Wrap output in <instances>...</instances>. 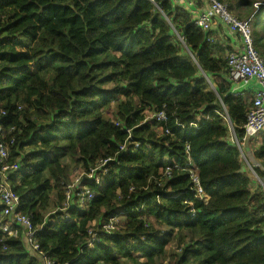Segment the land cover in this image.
I'll return each mask as SVG.
<instances>
[{
  "label": "trees",
  "instance_id": "16d2710c",
  "mask_svg": "<svg viewBox=\"0 0 264 264\" xmlns=\"http://www.w3.org/2000/svg\"><path fill=\"white\" fill-rule=\"evenodd\" d=\"M219 1L253 20L264 57V0ZM196 16L174 0H0V126H16L4 141L21 166L7 183L56 264H264V129L245 159L232 134L245 137L253 93L233 94V48ZM76 170L101 182L68 203ZM8 221L0 264H41Z\"/></svg>",
  "mask_w": 264,
  "mask_h": 264
},
{
  "label": "built area",
  "instance_id": "2783aa9c",
  "mask_svg": "<svg viewBox=\"0 0 264 264\" xmlns=\"http://www.w3.org/2000/svg\"><path fill=\"white\" fill-rule=\"evenodd\" d=\"M205 9L199 14L196 13V24L205 32L213 30L215 22L219 21L224 24L227 31L234 36L235 49L229 55L228 68L230 71V80L234 84V95L244 96L247 92L252 91L251 88L255 84L256 88L253 91V106L248 113L247 122L244 126L245 137L238 139L235 133L232 134L233 143L239 148H244L251 139L258 136L264 129V59L256 51L253 38V26L252 19L241 20L234 15L228 5L219 0H204ZM208 41L213 42V39ZM23 106L19 107V111H23ZM6 112H1L0 116H6ZM159 122H167V117L164 112H157L153 117ZM119 125V124H117ZM16 130V126H12L10 130H6L3 125L0 126V205L3 208V212L0 216V220L10 219V221L2 225V231L7 238L17 239L21 236L20 229H24L26 241L32 252L39 255L41 264H56L46 253L40 250V245L36 241V233L32 219L29 216L19 213V206L21 197L15 193V191L7 183L8 177L21 169L18 162L10 164L9 158L11 155V146L14 145L15 139H11L10 142L4 141L7 134H10ZM132 136V131L127 130ZM166 135H170L169 131H166ZM127 149L126 146L121 148V152ZM190 151V146H187V152ZM105 162V163H104ZM101 165H106L109 160H106ZM100 169V168H99ZM98 169V170H99ZM171 170L168 169L167 173ZM81 177L85 179H78L73 185L68 187L67 200L70 203L72 199L73 191L81 186L84 180L94 179L96 184L101 182V176L96 175L94 177V171L89 174L82 173ZM190 178L193 181L194 193L197 198L204 197V190L201 186L199 177L194 171L190 173ZM83 197L80 199V204L84 206L87 202L93 199V194L90 189L84 185L82 187ZM121 214H118L113 218L109 224L104 226V230L111 232L117 229L116 224L120 222ZM119 218L120 220H117ZM67 218L66 220H68ZM101 233L94 229L89 230V235L92 237L93 242L99 241Z\"/></svg>",
  "mask_w": 264,
  "mask_h": 264
},
{
  "label": "crops",
  "instance_id": "0c3cea01",
  "mask_svg": "<svg viewBox=\"0 0 264 264\" xmlns=\"http://www.w3.org/2000/svg\"><path fill=\"white\" fill-rule=\"evenodd\" d=\"M174 3L175 4L179 3L181 5H185L186 8L189 9V11H195L196 13L201 12L202 10L205 9V7H202L200 5L199 0H174ZM199 8H200V10H198ZM237 10L238 11L235 12V13L243 15V12L241 10H239V9H237ZM213 32H217L219 37L221 35H224L225 37H228V39H230L231 42H229V41L228 42H224L223 46L227 47L228 45H231L232 48H233V51H234L235 44H236L234 36L227 31V29L224 27L223 23H221L219 21L215 22V24L213 26ZM255 88H256V85L254 84L252 86V88H251V90H252L251 92H253Z\"/></svg>",
  "mask_w": 264,
  "mask_h": 264
},
{
  "label": "rangeland",
  "instance_id": "374dc122",
  "mask_svg": "<svg viewBox=\"0 0 264 264\" xmlns=\"http://www.w3.org/2000/svg\"><path fill=\"white\" fill-rule=\"evenodd\" d=\"M200 3V2H199ZM226 4V3H225ZM227 5V4H226ZM233 14L234 15H236L237 17H238V14L237 13H235V12H233ZM252 17V16H251ZM245 20H246V18H245ZM253 21V20H252ZM253 30H254V28H253ZM220 38H221V40L219 41V43H221V46L223 47V43L224 42H228L229 41V39L227 38V37H225L224 35H221L220 36ZM224 48V47H223ZM232 52V51H231ZM231 52H229L228 53V55H230V53ZM263 59H264V57L262 56V55H260ZM153 117H154V115L152 116V115H148V119H153ZM241 151L243 152V153H245L244 154V156H245V159H247V157H246V152H247V144H246V146L244 147V148H241ZM247 162V161H246ZM249 163H247V167L249 168L250 167V164L248 165ZM250 169H252V168H250ZM253 172V171H252ZM81 175H82V172H80L79 170H76V171H74V174L72 175V181L70 182V184H69V186H71V185H73L74 184V182H76L78 179H85V177H81ZM256 178V177H255ZM260 183L262 182V180L261 179H259L258 177L256 178ZM263 183V182H262ZM68 186V187H69ZM263 186H264V183H263ZM68 187H67V189H68ZM72 202V201H71ZM70 202V203H71ZM69 203V202H68ZM82 207V206H81ZM84 207V206H83ZM117 220H120L119 218H117Z\"/></svg>",
  "mask_w": 264,
  "mask_h": 264
},
{
  "label": "clouds",
  "instance_id": "9594fccd",
  "mask_svg": "<svg viewBox=\"0 0 264 264\" xmlns=\"http://www.w3.org/2000/svg\"><path fill=\"white\" fill-rule=\"evenodd\" d=\"M181 5V4H180ZM203 11V10H202ZM201 11V12H202ZM198 17L196 16V19H197ZM196 19H195V23H196ZM197 25V24H196ZM198 26V25H197ZM199 27V26H198ZM200 28V27H199ZM213 31V30H212ZM205 32V31H204ZM206 33H208V32H206ZM209 40V39H208ZM248 93V92H247ZM253 93V92H252ZM234 94V93H233ZM192 171L190 170V173H191ZM262 183V182H261ZM79 189V188H78ZM82 189V188H81ZM81 193H82V191H81ZM93 242V239L90 241V245H92V244H94V243H92Z\"/></svg>",
  "mask_w": 264,
  "mask_h": 264
}]
</instances>
